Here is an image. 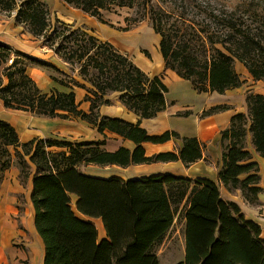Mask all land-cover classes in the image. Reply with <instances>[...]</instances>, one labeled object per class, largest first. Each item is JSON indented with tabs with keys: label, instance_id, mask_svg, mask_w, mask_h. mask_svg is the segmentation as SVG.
Segmentation results:
<instances>
[{
	"label": "trees",
	"instance_id": "1",
	"mask_svg": "<svg viewBox=\"0 0 264 264\" xmlns=\"http://www.w3.org/2000/svg\"><path fill=\"white\" fill-rule=\"evenodd\" d=\"M64 1L95 16L115 5L137 9L140 17L136 20L149 19L160 36L165 69L190 81L198 93H225L240 87L244 80L237 62L255 80H264V32H255L236 8L213 0ZM15 2L0 0V12L12 13ZM16 20L37 39L42 38L41 43L65 63L80 69L72 78L67 72L68 78L51 75L67 90L54 87L43 91L20 57L62 71L0 42V65L12 52L16 54L6 67L8 83L0 86L4 106L47 117L80 118L104 136L98 141L35 138L22 143L15 127L0 120V171L10 165V147L37 171L30 197L35 228L45 246L44 264H162L153 248L163 242L179 209L186 220L185 257L175 264H264L261 225L246 219L237 203L223 199L215 180L171 173L125 180L91 176L81 170L88 165L125 167L178 160L189 166L203 157L204 144L198 137L182 136L175 130L151 134L141 125L143 119L153 118L167 107L169 88L161 75L147 73L114 44L87 30L59 19L53 24L45 1L22 0ZM75 87L87 90L89 112L79 107ZM115 92L119 101L139 116L136 123L100 115V107L111 104L109 96ZM246 100L248 114H234L230 125L221 131L218 177L226 188L240 189L248 202L255 203L264 191L259 162L253 159L254 152L264 159V94H250ZM228 108L217 105L202 116ZM106 132L134 142L135 147L105 149ZM172 139L181 140L182 145L174 151L146 155L144 142ZM54 146L61 149L51 151ZM77 212L100 218L106 238L99 240L96 225Z\"/></svg>",
	"mask_w": 264,
	"mask_h": 264
},
{
	"label": "crops",
	"instance_id": "2",
	"mask_svg": "<svg viewBox=\"0 0 264 264\" xmlns=\"http://www.w3.org/2000/svg\"><path fill=\"white\" fill-rule=\"evenodd\" d=\"M46 1H48L50 5L52 4V0ZM2 27L3 24H0V32L5 30V28ZM16 31L17 37L11 35L12 40L9 42L5 41L7 44L11 43L12 45H16L20 42L23 43L25 42L23 38H28L31 35L34 40L40 43L39 50L44 56H46L44 57V59H46V62L56 66L58 69L61 68V65L63 63L66 64L61 58L54 54L52 50L47 49L23 25L18 24L16 27ZM158 56V61L161 63V65L163 64V67L165 68L164 59L161 53L158 54ZM160 63H155L154 68L159 67ZM167 70L171 73L170 78L176 82V84L172 85L173 81L171 79H168V82L164 79V82L169 87V92L167 93V107L165 110L159 112L157 116L149 119H143L141 125L145 127L151 134H161L166 130H175L178 131L182 136L198 137L204 144L203 157L198 161L190 164L189 166H186L181 160L169 162L140 163L125 167L120 165H88L86 166L88 170H84L86 174L97 177L117 176L125 180H129L159 173H171L177 176H189L191 178L208 177L220 183L218 176L221 167H219L218 169L216 165H210L205 161V148L208 147V149H213L215 143L220 141L221 131L230 125L232 116L236 113L243 112V107L237 106L236 99H233V96H241L243 93L240 92L241 90L239 87L229 89L225 93H198L193 88V85L190 81L181 78L175 71H172L170 69ZM28 73L36 81L38 87L41 90L48 92L52 90L56 85L58 86V83H56L51 78L47 70H45L41 66L31 65L30 67H28ZM151 75H159V72L157 70H153ZM188 83L191 85V87H188ZM177 86L181 89V91H179L178 89V92L188 93L191 96L195 95L193 97H197L198 102L189 103L188 101H186L187 99L182 101L179 97L171 95L173 87L175 89V87ZM62 88L63 90H67V88L65 87ZM75 93L76 100L78 103H80L79 107L82 110L89 112L91 103L85 100L87 90L82 87H75ZM118 97L119 93H112L109 96L112 104L102 105L99 109L100 115L108 117H121L130 122L136 123L139 120V116L133 111L129 110L125 105H123L119 101ZM217 105H227L229 108L221 111H216L207 116H202V113L205 110H209ZM187 111H191V114L185 116L184 113ZM0 120H5L15 127L22 143L28 142L35 138L48 137H55L64 140L84 139L88 141H98L104 138V136L100 134L96 130V128L86 120H82L76 117H71L68 119L60 117H47L33 114L30 111L10 109L4 106L3 100L1 98ZM106 134V143L102 145V147L109 151H116L121 146H127L129 148L135 147L134 142L125 139L115 133L106 132ZM143 145L146 150V155L151 156L160 152L174 151L182 145V141L172 139L164 143L144 142ZM59 149V147L55 146L50 148L51 151H58ZM255 154L258 155L257 153ZM256 160L264 169V159L258 155V158H256ZM261 186L264 188L263 183L261 184ZM222 187L223 199L237 203L240 206L242 213H244L246 219L253 220L261 225L262 237L264 238V191L258 195L259 203L255 206L249 203L244 198L240 190L237 189L235 191H231L224 185H222ZM75 201L76 196H73V202ZM73 207H75L74 204ZM77 214L83 219L91 220L96 225L99 240L106 238V231L100 218H90L78 212ZM183 225L185 230V218ZM19 231L22 232V230ZM10 232L13 235L15 233V230H6L4 233ZM4 233H0V241L5 244L8 242V240H5L6 238L3 236ZM29 233L31 234V237H25L28 249L23 254L21 253V257L22 259L28 261L27 264H44L45 246L43 239L38 234L35 228L33 219L30 221Z\"/></svg>",
	"mask_w": 264,
	"mask_h": 264
},
{
	"label": "rangeland",
	"instance_id": "3",
	"mask_svg": "<svg viewBox=\"0 0 264 264\" xmlns=\"http://www.w3.org/2000/svg\"><path fill=\"white\" fill-rule=\"evenodd\" d=\"M42 1H45L49 5L51 21L53 24L59 19L65 23L72 24L77 28L87 30L99 39L114 44L122 53L127 54L146 72L152 74L153 70H157L159 75H161L167 82L169 81L168 79H171V73L158 61V54H160V36L153 30L149 19H143L140 21L136 20L137 17H140L137 9L115 5L111 6L109 9L101 10L100 14L95 16L66 3L64 0H52L51 5L46 0ZM213 2L219 5H227L231 9L236 8L237 13L240 16L244 15L243 19L247 24L254 28L255 32L260 34L264 32V0H213ZM21 5L22 0H16L15 9L12 13L0 12V24H3L2 28H5L4 31L0 32V42H9L12 40L11 35H17L16 27L18 23L16 16ZM23 40L25 42H20L16 45L10 43L9 45H11L14 51H21L29 56L41 59L46 57L39 50L40 43L34 40L31 35L28 38L24 37ZM38 40L41 42L42 38H38ZM60 40L61 39L59 38L54 42L56 47L60 46ZM45 47L50 49L47 45ZM15 58L16 54L15 52H12L9 60L7 62H2L0 65V86H5L8 83V79L5 76L6 67L12 64ZM20 58L21 59L19 60H23L24 63L29 65V67L31 65H37L26 56ZM155 63H160L159 67L154 68ZM66 64L63 63L59 69L62 72H58L49 66L41 67L47 70L50 76L53 74L62 78H68L66 77L65 72L69 73L71 78L72 75L78 76L80 67L78 65L72 67ZM236 69L242 75L244 80L242 86L239 87L241 90L240 92L244 94V97L242 94L241 96H233V99H236L237 106L243 107V113L248 114L247 96L257 93L264 94V80H255L249 73L248 69L240 62L236 63ZM172 81V85L176 84L174 80ZM55 87L63 90V86L59 84ZM188 87H191V85L189 84ZM178 89L181 91L180 87L177 86L175 89L173 87L171 95L179 97L182 101L187 99L186 101L189 103L198 102L197 97H193L195 95L191 96L188 93L178 92ZM70 141L78 142L84 141V139H74ZM221 150L220 141L215 143L213 149H208V147L205 148V161L210 165H216L219 169V167L222 166ZM10 152L11 158L9 159V167L4 171H0V233H4L6 230H15V233L13 235L11 232L3 234L6 238L3 239L8 240V242L4 244L0 241V264H27L28 261L22 259L21 256L28 249L25 237H31V234L29 233L30 221L32 219L34 221V208L30 197L32 189L31 181L33 175L37 171L35 165L28 161L29 156H25V159L28 162H24L23 157L18 155L13 147H10ZM256 158H258V155L254 153L253 159L255 161H257ZM81 170H88V168L81 166ZM260 174L262 179L260 184H264V169L261 165ZM219 184L222 195L223 184ZM235 190L237 189L231 191ZM258 203L259 202L257 201L251 204L256 206ZM183 216L184 211L182 212L181 209H179L174 224L168 231L165 239L162 243L153 248V252L159 257L162 264H172L184 260L185 230ZM19 230H22V232Z\"/></svg>",
	"mask_w": 264,
	"mask_h": 264
}]
</instances>
